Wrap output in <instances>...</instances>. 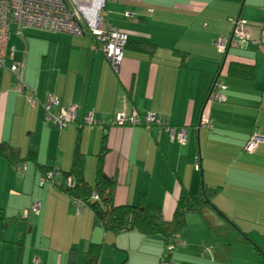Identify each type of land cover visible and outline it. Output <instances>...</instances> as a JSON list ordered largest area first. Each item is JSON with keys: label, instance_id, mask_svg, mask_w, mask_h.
I'll return each mask as SVG.
<instances>
[{"label": "crops", "instance_id": "1", "mask_svg": "<svg viewBox=\"0 0 264 264\" xmlns=\"http://www.w3.org/2000/svg\"><path fill=\"white\" fill-rule=\"evenodd\" d=\"M103 15L130 41L154 46V55L126 50L117 75L92 48L89 34L10 26L8 49L23 64L24 82L36 91L37 103L30 105L16 91L14 75L0 68V148H18L20 160L34 152L39 164L58 171H69L79 152L84 177L94 186L106 136L104 170L117 180L115 205H134L145 195L171 220L181 191L195 198L201 185L219 188L213 202L239 230L219 239L230 246L227 259L201 254L212 236L193 212L181 233L185 244L170 263L264 264V142L245 151L251 135L264 138V43L248 42L227 55L215 45L230 34L236 17L246 22L250 39L259 40L264 0H109ZM175 51L188 54L184 64ZM234 62L252 65L255 78L229 76ZM216 78L224 85L221 101L210 95ZM48 106L53 115L74 108L76 121L60 130L48 120ZM131 111L141 120L156 115L166 125L114 124L115 115ZM87 113L102 122L84 125ZM204 120L211 125H201ZM169 128L176 135L184 129L187 140L172 139ZM19 164L24 168L18 170ZM19 164L0 156L6 217L0 222V264H91L92 248L98 254L94 264H160L168 258L163 237L106 231L89 209L76 212L74 201L47 177L52 173L30 160ZM207 216L215 225L227 223L213 208Z\"/></svg>", "mask_w": 264, "mask_h": 264}, {"label": "built area", "instance_id": "2", "mask_svg": "<svg viewBox=\"0 0 264 264\" xmlns=\"http://www.w3.org/2000/svg\"><path fill=\"white\" fill-rule=\"evenodd\" d=\"M109 0H0V68L10 71L15 77L16 91L27 93L26 100L30 105L37 103L36 91L30 89L24 82V67L21 62L14 61V52L8 49L10 26L15 24L20 28L32 27L41 30L58 32L66 35L83 36L89 34L94 39L93 49L103 53L110 62L113 71L119 75L124 60L125 48L128 43V35L120 32L112 23L108 21L103 11L106 9ZM232 29L229 35L220 36L216 39L215 45L223 54L227 55L230 49H240L248 42L255 44L264 43V32L259 40L250 39L247 24L239 18L232 19ZM7 59H12L11 65L6 64ZM224 85L220 78H216L212 86L211 94L215 100H223L221 91ZM1 98V93H0ZM47 108L48 120L60 130L75 122L77 111L70 108L63 109L58 115H53ZM157 116L149 114L141 120L138 112H123L115 115L114 124L118 126H140L142 121L149 126L152 123L166 125L164 121L159 122ZM102 121L95 113H87L84 117V125H98ZM211 125L209 121H202L201 125ZM172 139L178 138L179 142L187 140V132L183 129L176 135L174 128L168 129ZM264 142V138L255 133L246 144L245 151L251 152L257 145ZM19 164L17 169H23ZM53 180V175L48 174ZM46 177V178H47ZM45 182V179H43ZM54 181V180H53ZM71 178L69 182H72ZM42 183V185L44 184ZM94 199L98 195L94 194ZM35 211L39 206L35 205ZM77 213H81L84 204L81 201L75 202ZM174 249L169 245L167 251L170 253ZM212 253V249L207 247L202 255ZM160 264H172L170 260L161 261Z\"/></svg>", "mask_w": 264, "mask_h": 264}, {"label": "trees", "instance_id": "3", "mask_svg": "<svg viewBox=\"0 0 264 264\" xmlns=\"http://www.w3.org/2000/svg\"><path fill=\"white\" fill-rule=\"evenodd\" d=\"M126 50H133L149 56H153L155 53L154 46L144 44L142 42H132L129 39L125 52ZM174 55L181 58V65L188 59V54L185 52L175 51ZM227 73L231 77L243 80H253L255 78L254 67L252 65L239 62L231 63L228 66ZM134 87L135 83L132 81L128 90V98L131 102H133L134 99ZM23 94L25 97L27 96L26 92ZM210 95H212L211 92ZM97 116L99 115L97 114ZM157 120L159 122L164 121L166 123L163 118L159 117ZM149 126H161V124L152 123ZM253 135H251V137ZM106 140L107 138L105 136L97 155L98 162L94 186L90 185L84 177L81 165L82 161L80 160L82 155L79 152L76 153L73 166L69 171H58L56 168L39 164L34 152L29 153L27 157L28 159L20 160L19 149L8 144H2V147L0 148V156L8 159L12 163L18 162V164L22 161H33L38 164L41 170L44 171V174L52 173L53 180L55 179L57 173H59L61 178L53 181L56 189L59 192L68 195L74 203L81 201L84 204V208L92 211L96 222L100 223L106 231L122 233L136 230L144 235H159L163 237L165 244L164 255L167 254L168 257L164 260L169 261L174 252L177 251L178 248L184 246L185 243L181 237V233L186 228L188 215L195 212L202 218L210 232V235L212 236V240L201 250V254L207 247H209L212 249V253H210V255L215 254L214 256L216 258L220 257L222 260L227 259L230 246L227 244H219V239L226 236L229 237L233 230H238V228L233 221H230L226 215L218 210L213 202V197L218 192L219 188L209 189L207 186L201 185L195 198L190 197L187 192L181 191L174 210L173 218L171 220H165L161 209L156 205L149 203L145 195H142L134 205H115L113 198L117 186V180L108 176L104 170V159L110 152V148L108 147ZM71 178L73 181L69 182ZM94 194L98 195L97 200L94 199ZM209 208H213L220 213V215L227 221L225 226L215 225L212 220L208 218L207 210ZM0 222H4V224L6 223L4 209L1 206ZM244 240L245 239L241 237L239 242L243 243ZM169 245L174 247L173 251L170 253L167 251V247ZM95 249L96 248H92V250L88 253V261L91 264L96 262L98 255L95 253Z\"/></svg>", "mask_w": 264, "mask_h": 264}, {"label": "rangeland", "instance_id": "4", "mask_svg": "<svg viewBox=\"0 0 264 264\" xmlns=\"http://www.w3.org/2000/svg\"><path fill=\"white\" fill-rule=\"evenodd\" d=\"M213 102H215L214 100H213V98L211 99Z\"/></svg>", "mask_w": 264, "mask_h": 264}]
</instances>
